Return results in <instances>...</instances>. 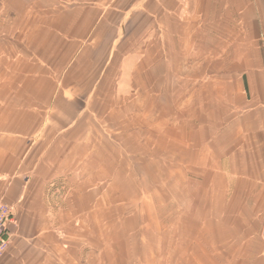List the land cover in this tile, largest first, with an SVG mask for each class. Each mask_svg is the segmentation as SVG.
Returning a JSON list of instances; mask_svg holds the SVG:
<instances>
[{
  "label": "crops",
  "instance_id": "obj_1",
  "mask_svg": "<svg viewBox=\"0 0 264 264\" xmlns=\"http://www.w3.org/2000/svg\"><path fill=\"white\" fill-rule=\"evenodd\" d=\"M0 200V264H264V0H0Z\"/></svg>",
  "mask_w": 264,
  "mask_h": 264
},
{
  "label": "built area",
  "instance_id": "obj_2",
  "mask_svg": "<svg viewBox=\"0 0 264 264\" xmlns=\"http://www.w3.org/2000/svg\"><path fill=\"white\" fill-rule=\"evenodd\" d=\"M12 216V208L7 203L0 200V257L4 254L9 245L7 225Z\"/></svg>",
  "mask_w": 264,
  "mask_h": 264
},
{
  "label": "rangeland",
  "instance_id": "obj_3",
  "mask_svg": "<svg viewBox=\"0 0 264 264\" xmlns=\"http://www.w3.org/2000/svg\"><path fill=\"white\" fill-rule=\"evenodd\" d=\"M84 103H81V105H83ZM77 107V105H76ZM82 109V106L80 107H77L74 109V113L75 115L79 113V111H83L81 110ZM100 109V103L98 102H91L90 103V108L89 110H85V112H83V114L81 115V117L79 118V115H77V126H83L85 124V122L87 121L88 123H90V125H93V126H98V123L100 122V119L99 118H95V117H90L89 118V115H90V112L89 111H96L98 113V110ZM74 116L70 117V118H67L65 117L64 119L61 120L60 123H58L59 126H64L65 124H68L70 122H72L74 120ZM88 117V118H87ZM86 118V119H85ZM86 122V123H87ZM87 123V124H88ZM34 136V135H33ZM175 249H179L177 247H174ZM224 264V263H222Z\"/></svg>",
  "mask_w": 264,
  "mask_h": 264
}]
</instances>
